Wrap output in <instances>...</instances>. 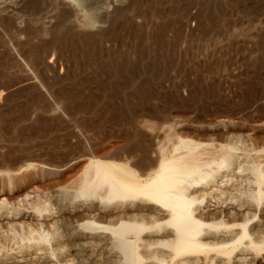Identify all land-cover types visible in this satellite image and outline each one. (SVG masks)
Masks as SVG:
<instances>
[{"label": "bare ground", "instance_id": "bare-ground-1", "mask_svg": "<svg viewBox=\"0 0 264 264\" xmlns=\"http://www.w3.org/2000/svg\"><path fill=\"white\" fill-rule=\"evenodd\" d=\"M23 1L0 0V11ZM56 1L54 16L14 14L12 41L0 39L11 69L2 86L26 89L41 110L26 106L10 129L57 130L64 141L0 150V264H264V143L248 149L238 131L249 130L231 114L206 119L199 98L224 85L190 69L173 85L172 64L190 46L165 37L153 48L169 26L188 37L207 31L226 0ZM168 1L187 6L158 30L150 14ZM176 104L190 115L172 117ZM22 118L31 122L18 126ZM98 126V137L87 133ZM163 131L173 141L157 149Z\"/></svg>", "mask_w": 264, "mask_h": 264}, {"label": "rangeland", "instance_id": "rangeland-1", "mask_svg": "<svg viewBox=\"0 0 264 264\" xmlns=\"http://www.w3.org/2000/svg\"><path fill=\"white\" fill-rule=\"evenodd\" d=\"M31 1L33 4H31ZM33 1L34 0H30V1L24 0L23 3L19 6L8 5L7 7L3 8V10L0 11V20H1L0 21V39L1 40L5 41L6 43L7 42L10 43L12 41L11 39H13L12 38L13 37L12 36L13 30L9 26L10 25L9 22H7V21H8V19L13 18V15L16 13H19V15L21 17L27 18V19H30L32 17V14H31L32 10L31 9H35L37 11L36 15L40 16L41 18H43L45 16L46 17L47 16H54L58 13L57 8H56L57 7V1L56 0H52V1H50V0H42V1L39 0L40 2L38 0H36L35 2H33ZM229 1L230 0L225 1L227 10L225 8L220 10L219 7H216L218 12H220L222 17H223V20L220 21L221 23L219 22L220 19L216 18L213 21V23H211V26H209L207 31L206 30L201 31V29H199V30H197L196 34L193 35V37L191 35H189V37L185 36V34L183 35L181 32L182 30H180V29H176V30H179V32L172 31L171 27L169 26L168 27V34L166 36L162 33H159V35H157L155 43H154L155 47L153 46V48H156L157 51L161 50V48L163 47V46L161 47L162 40H164L165 37H168L172 41H176V44H178L176 46L177 49L178 48L181 49V47H183L182 50H184V48L186 50L187 47L190 46L186 51L184 50L185 53L188 51L189 55H188V53L187 54L184 53L183 58H181L180 61H178L180 65L175 63V62H174V64H172L173 69L171 70V72H173L172 76L174 77L173 78V85L176 87V83H179L180 81L182 82L184 80L185 75H186L185 72L187 73V71L189 69L193 71V74H192L193 78H196V72H197V76L200 75L203 77H205V76L209 77L210 79L213 78V82L215 84V87L216 86L220 87V86L224 85V87L223 86L220 87L222 89L219 88L220 93L213 94L214 96L212 94H210V95L202 94L201 97L199 98L198 102H197V105L200 103L199 104L200 107H208L209 108V111H207L208 114L206 115V119H210V120L215 121V120H218L219 117L221 118V116L223 117V116H226V115L228 116L231 114V117H233L234 120H236L237 125L244 126L246 124L245 126L247 127V129L249 131H246V129H244V130L239 129V131H238L239 133L237 132L238 135L240 133H243L242 139L244 140L245 146L248 149L253 148V147L256 148L258 146H259L258 148L260 149V146H262L264 143V130L263 129H256L255 126L257 124H259L260 122L264 121V69H263L264 68V0H246V1H244V0H231L230 2ZM29 2L31 5L29 4ZM168 2L169 3L163 2L166 4L159 3L157 8L152 12L153 15H151L149 13L150 18L153 19L152 23L156 24L155 26L158 27V30H161L163 28L162 26H164V24H166L168 22H169V25L170 24L172 25L174 22H177L178 21L177 19L180 18L179 12H181V10L182 11L185 10L186 6H187L182 1H175V2L168 1ZM200 2H203V1H200ZM43 3H45L46 5ZM174 3H176V5ZM201 4L202 3L194 4L193 8H192V6H190V7L196 12V11L202 9ZM203 6H204L205 12L206 11L209 12L213 8V6H211V5L207 6V3H205V2H203ZM43 7H44V9H43ZM184 7H185V9H184ZM36 8H38V9H36ZM197 8H198V10H197ZM192 9H190V10H192ZM158 10H159V12H158ZM175 10H177V11H175ZM228 10H230V11H228ZM163 11H165V13ZM171 11H173V12H171ZM156 12L158 14H156ZM34 21H36L35 22L36 24L33 23ZM228 22L231 24V26ZM32 23L34 24L35 27L39 26V22L37 23V20H35V19L32 20ZM216 24H217V26H216ZM212 27H214V28L220 27V28H215V30H214V28H212ZM227 27L228 28L231 27L236 35L233 33L231 28L228 29ZM9 30H11V31H9ZM216 30L218 33H216ZM208 31L209 32L212 31V32L209 33ZM228 32H230V33H228ZM231 32L233 33L232 35H231ZM208 33L210 34V36ZM215 33H216V35H215ZM220 33H221V35H220ZM179 35H180L181 39H180ZM230 35H231V39H234L233 40L234 42L231 41V39L229 38ZM183 36H184V38H183ZM21 37L27 38V36L25 34L22 35ZM214 37H215V40H214ZM158 38H160L159 40L162 39L161 42H159ZM174 38H175V40H174ZM209 38H211V39H209ZM226 38L227 39L229 38V39L227 40ZM6 39H8L9 41L8 40L6 41ZM179 39H180V41H178ZM236 39H238V40H236ZM229 41H231V42H229ZM180 44H182V45L184 44V46H181ZM192 50L193 51L196 50L195 53ZM211 52H212V54H211ZM210 55L211 56L213 55V56L211 57ZM215 55H217V56H215ZM182 59H184V61ZM0 62H1V64H0V81H1L0 87H1L2 83L6 82L3 75L1 76V74L2 73H9V71L11 69L8 68V65H5V62L3 60H1ZM176 65H178V66H176ZM195 67H197V68H195ZM154 78H156V79H153V81L158 80L157 79L158 77H154ZM217 79H218V82L216 81ZM95 86H97V85L93 86L94 90L97 89ZM13 88L14 89L18 88V89L14 90ZM13 88L12 87H10V88L6 87L5 85L2 86V88H0V104H2L1 105L2 115H0V150L6 151L12 147L17 148L18 150L19 149L26 150L27 148H29L31 146H35V145L37 146L38 144L43 145V146H47V147H54V146L58 147V145H59V147H60L64 142L63 138H62L63 135L60 131H57V130L51 131V129H48V130L46 129L48 132H46V130H42V131H40L41 135H40V133L35 134V135L33 133V134H31V136H32L31 137L30 135L26 136L23 134H19V132L17 133L16 129H13V130L10 129L12 127V125L15 122H17V119L19 120V118H20V116H19L20 114H18V113H20V111L22 112L23 110L26 111L25 110L26 106L30 105L29 104L30 102L26 99V96H25L26 94H24V93H26V91H25L26 89H24V88L21 89L19 87H15V86H13ZM1 89H3L4 92ZM98 89H99V87H98ZM230 89H231V91H230ZM222 93H223V95H221ZM227 93H229V97H227L225 95ZM2 94H4V95H2ZM27 108H28L27 110H32L31 116L32 115L35 116L34 111L41 112L40 109L34 110V108H31L29 106ZM210 108H212L213 110ZM169 109H170L169 114L172 117H174V115L175 116L178 115L180 117L187 116V114L190 115L189 114L190 111L188 109H186V108L183 109V108L179 107L177 104L175 106L174 105L171 106ZM75 111H77V110H75ZM228 112H229V114H228ZM82 114H83V112L79 111L76 114V116H82ZM16 115H17V117H16ZM30 122H31V120L26 119V121H25L24 118H22L21 122L18 123V126H25V125L29 124ZM104 126H105V128H104ZM104 126H102L101 128H99V126H98L94 129L88 131L87 133L90 136L92 135V137H98L101 133H103L102 130L107 129V125H104ZM249 127H250V129H249ZM14 131H16V133ZM164 132L165 131H163L161 133L162 137L160 136L159 137L160 139L157 138L155 141V148H157V149L164 144H165V146H168L173 141L172 136L174 135V132H165V133ZM42 133H44V134H42ZM163 133L165 135H163ZM256 152H257L256 150H250L248 153L253 155V156L258 157V155L255 154Z\"/></svg>", "mask_w": 264, "mask_h": 264}]
</instances>
